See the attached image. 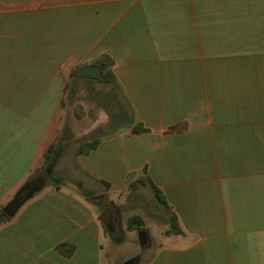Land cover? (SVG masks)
I'll return each instance as SVG.
<instances>
[{"label":"crops","instance_id":"crops-1","mask_svg":"<svg viewBox=\"0 0 264 264\" xmlns=\"http://www.w3.org/2000/svg\"><path fill=\"white\" fill-rule=\"evenodd\" d=\"M4 13L0 70L11 82L34 59L45 69L21 104L4 99L0 73V264H34L25 240L37 233L52 263L103 264L102 217L44 182V166L74 70L105 60L147 131L105 135L77 165L112 206L143 180L162 191L180 231L159 210L165 231L145 264H264V0H47ZM67 242L72 253L57 248Z\"/></svg>","mask_w":264,"mask_h":264},{"label":"rangeland","instance_id":"rangeland-1","mask_svg":"<svg viewBox=\"0 0 264 264\" xmlns=\"http://www.w3.org/2000/svg\"><path fill=\"white\" fill-rule=\"evenodd\" d=\"M46 3L47 0H0V14L4 15V12L15 9L42 7ZM7 52L6 47L0 50L4 56ZM37 60L29 61L28 66H25L23 70H18L16 66L14 74L11 75V82L7 78L8 68L0 70L1 75L6 76H2L4 99L12 104H21L26 103L35 95H33L34 87L30 83L32 75L45 69L44 61L36 62ZM99 79L79 81L76 86L67 89L64 93L62 106L64 127L60 137L66 133L67 146L56 166L54 179L47 178L44 182L53 181L57 188L64 186L71 195L77 194L81 201L85 200L88 206L94 209L96 216L102 217L106 224L105 234L109 238L104 243L103 264H120L132 257H138L137 264H145L157 245L158 232L165 231L163 225H158L160 223L159 210H166L170 220L172 213L163 206L158 208L159 202L147 180L130 188L123 197L115 198L114 202L119 205H113L114 207L109 205L106 188L97 181L89 182L77 165V156L82 154L78 152L81 146L85 147L87 143L101 138V135L109 131L108 128H122L130 121L127 117L113 118L125 112L130 113V106L114 81H99ZM100 194L101 198L98 197ZM2 208L3 206L0 207V216L3 214ZM114 208L117 211L112 219L109 214ZM133 216L142 220L143 228H146L150 234V243L146 247H142L139 243L138 229L129 227V220ZM2 219L7 220L8 217ZM25 242L34 249V264H56L54 260L53 263L51 262L53 253L49 250V241L44 240L40 234L37 233L27 238ZM57 248L72 253L75 245L67 242L60 244ZM81 264H89V262L83 261Z\"/></svg>","mask_w":264,"mask_h":264},{"label":"trees","instance_id":"trees-1","mask_svg":"<svg viewBox=\"0 0 264 264\" xmlns=\"http://www.w3.org/2000/svg\"><path fill=\"white\" fill-rule=\"evenodd\" d=\"M102 69H103V77L99 79V81H103V80H112L115 82V84L118 86L119 90L120 87L117 83V80L113 74V72L111 71V69L109 68L110 64L108 62V60H105L103 62L100 63ZM72 83L70 85V88H72L73 86H76L77 83L79 81H83V80H91L92 78H88L87 76H82V75H77V74H72ZM131 109V108H130ZM123 118V117H127L130 119L129 124L127 126H132V130L134 132H145L147 131V129L139 122L136 121L134 113L131 109L130 113H124L121 116H114L113 118ZM113 120V119H112ZM124 126V127H127ZM124 127H117V128H108L109 131L107 133H104L103 135H101L102 137H104L105 135H110V134H114L118 131H120L121 129H123ZM101 137V138H102ZM66 133L62 134V136L59 138L58 141H56L54 144H52L47 153H46V157H45V166H44V173L47 177L51 178L53 177V174L55 172L56 166L58 164V161L60 159V157L62 156L63 152L66 149L67 146V142H66ZM101 138H97L96 140H94L93 142H89L85 145V147H80L78 149L79 153H88L90 150L96 148V146L98 145L99 141ZM151 187L153 189L154 195L156 196L158 202L165 207L166 209H169V204L164 196V194L162 193V191L153 183L151 182ZM172 213V212H171ZM170 229L168 232H177L180 231V228L178 227V223H177V218L175 216V214L172 213L171 215V220H170ZM129 227H136L138 229V231L140 229H143V222L141 219H139V217L137 216H133V218H131L129 220Z\"/></svg>","mask_w":264,"mask_h":264},{"label":"water","instance_id":"water-1","mask_svg":"<svg viewBox=\"0 0 264 264\" xmlns=\"http://www.w3.org/2000/svg\"><path fill=\"white\" fill-rule=\"evenodd\" d=\"M74 74L87 76V77H93V78H102L103 77V70L100 65H86L82 68L74 70ZM33 191V188L26 191V188L20 192L16 198L8 206L4 209L5 213L8 215H13L17 208L26 200L28 195ZM139 236V243L142 247H146L150 243V237L148 231L143 228L138 231ZM137 257L129 258L128 260L120 263V264H135Z\"/></svg>","mask_w":264,"mask_h":264},{"label":"flooded vegetation","instance_id":"flooded-vegetation-1","mask_svg":"<svg viewBox=\"0 0 264 264\" xmlns=\"http://www.w3.org/2000/svg\"><path fill=\"white\" fill-rule=\"evenodd\" d=\"M40 182H41V179H40L39 181L36 180V181L30 183V184L26 187V191L30 190L31 188H33L36 184H38V183H40ZM116 211H117L116 208H114V209H112V210L110 211L111 214H109V215L112 217V219H113V217L115 216ZM137 262H138V257H137V259H136V263H135V264H137Z\"/></svg>","mask_w":264,"mask_h":264}]
</instances>
